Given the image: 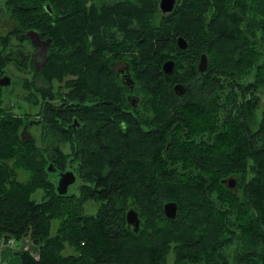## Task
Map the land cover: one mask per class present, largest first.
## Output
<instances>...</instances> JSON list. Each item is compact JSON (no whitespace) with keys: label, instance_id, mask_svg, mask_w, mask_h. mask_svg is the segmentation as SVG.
Listing matches in <instances>:
<instances>
[{"label":"trees","instance_id":"obj_1","mask_svg":"<svg viewBox=\"0 0 264 264\" xmlns=\"http://www.w3.org/2000/svg\"><path fill=\"white\" fill-rule=\"evenodd\" d=\"M8 1L20 23L53 39L49 66H89L83 73L93 100H102L90 110L49 103L27 137V117L20 105L4 103L8 92L0 87V242L29 237L40 249L39 259L19 251L21 264H264V0H180L168 15L158 0H94L92 53L81 61L79 52L54 49L81 39L85 26L75 29L73 16L86 23V0ZM178 35L187 49L178 47ZM4 50L0 44V73L17 64ZM202 53L205 72L198 69ZM167 58L176 63L170 76L161 68ZM119 59L131 66L143 98L144 126L111 69ZM176 82L187 86L184 95L175 93ZM82 84L84 93L89 84ZM30 89L27 115H37L39 92ZM74 116L81 126L73 132ZM68 164L81 183L61 195L48 167ZM87 201L96 209L83 214ZM168 201L179 205L173 219L163 211ZM132 208L138 232L126 220Z\"/></svg>","mask_w":264,"mask_h":264},{"label":"flooded vegetation","instance_id":"obj_2","mask_svg":"<svg viewBox=\"0 0 264 264\" xmlns=\"http://www.w3.org/2000/svg\"><path fill=\"white\" fill-rule=\"evenodd\" d=\"M98 2L104 1L105 3L116 1V0H96ZM158 0V6H159ZM94 0H86V23L81 24L82 18L79 16H73L75 20H79L80 23L74 22L72 26L76 29L78 26L83 27L84 31L80 32L81 39L78 41H71V45L67 46L66 42L58 43L61 49H54L57 55H60L61 52L69 57L76 52H79V56L75 60L81 61L82 56H91L92 53V41L94 36L92 34L93 30V18H92V5ZM180 0H176V4L174 10L176 9L177 5L179 4ZM12 4L8 0H0V44H4L5 50L4 54L8 57L15 56V62L17 64L14 67L20 73V80H13L12 76L8 72L0 73V87L7 88L6 91L9 93L6 102H8L9 106L13 105H20V109L24 110L23 116L27 117V124L24 126L25 128L24 134L26 136H30V126L34 123H40L43 121L47 111L53 108L49 103H57V105H63L62 110H65L67 107L72 105L73 110H77L78 108L82 107L83 105L88 106L87 110H90L93 104H97L96 108H99L102 104V100L96 98L93 100L91 94V77L89 71V66H85L83 64H72L69 68L63 66L61 67L60 64H52L49 66V56L53 52V39L51 37H45L42 33L35 28H27L22 23L16 19V17L12 14ZM14 5V4H13ZM45 11L49 13H53L50 3L44 4ZM55 7H53L54 9ZM173 10V11H174ZM172 11V12H173ZM172 12H164L159 7V13L161 15H168ZM106 26L103 25L102 35H104ZM95 29V27H94ZM179 36L178 35L177 40ZM185 37V36H183ZM186 38V37H185ZM187 39V38H186ZM188 41V40H187ZM178 45V44H177ZM189 46V43H188ZM179 47V46H178ZM180 48V47H179ZM188 48V47H187ZM185 48V49H187ZM181 49V48H180ZM201 56V55H200ZM200 58V57H199ZM174 60L173 58H167L165 61L162 62L161 68L163 70L164 63L168 60ZM199 63V61H198ZM20 64V65H19ZM47 68H51L50 71H46ZM60 69L65 71L70 69L69 72L66 74L59 76ZM83 69L88 70V73H83ZM111 69L114 72V75L118 78V80L125 85H127V92L126 98L127 102L133 107L132 111L134 117L138 122H142L141 126L145 125L146 114L142 113L143 109V98L138 91L135 90V80L131 72V66L124 60H113L111 63ZM165 75H167L164 72ZM22 75V76H21ZM170 76V75H167ZM8 77V78H7ZM131 78L132 81L129 83L128 78ZM10 79L9 84H4L5 81ZM83 81L89 84L87 90L83 93ZM20 84V87L23 90V93L14 92L13 88L11 89L13 84ZM180 82H176L174 86ZM182 83V82H181ZM184 84V83H183ZM34 86L38 89V99H36L38 108H34V111H37V115H27L30 111L28 103L32 104L30 101L32 89L31 86ZM185 85V84H184ZM186 86V85H185ZM174 88V87H173ZM187 88V86H186ZM175 91V89H174ZM15 93V97H17L18 102L16 103L12 100V95L10 93ZM69 94V95H68ZM178 95V94H177ZM47 98V99H45ZM150 118H153V113H149ZM32 122V124H30ZM30 124V125H29ZM70 128L74 131L81 126L80 121L77 119V116L73 117L72 122L69 124ZM124 125V124H123ZM141 129V128H139ZM151 127H149V131H151ZM68 170V169H67ZM70 171H73L76 175V181L78 178V171L77 169L70 168ZM74 183V184H75ZM73 184V185H74ZM72 185V186H73ZM132 227V226H131Z\"/></svg>","mask_w":264,"mask_h":264},{"label":"water","instance_id":"obj_3","mask_svg":"<svg viewBox=\"0 0 264 264\" xmlns=\"http://www.w3.org/2000/svg\"><path fill=\"white\" fill-rule=\"evenodd\" d=\"M175 4H176V0L159 1V7L164 12H172L174 10ZM177 44L181 49H185L188 47V41L183 36L178 37ZM175 66H176L175 61L171 59L164 63L163 70L167 75H172L174 73ZM208 67H209L208 55L206 53H202L199 59L198 69L201 72H205L207 71ZM131 81L132 79L129 77L128 82L130 83ZM9 83H10V79L4 82L5 85ZM174 89H175V93L178 95H184L187 91L186 86L181 82L177 83L174 86ZM48 170L50 172L56 173L58 176V183L56 185L57 192L61 195L68 193L70 186L73 185L76 181L75 173L70 170L64 172L57 171L56 167H54L53 165H50L48 167ZM226 183L230 188H234L237 184V179L235 177H230L226 180ZM163 211L168 218L173 219L177 216L179 212V205L175 201H168L163 205ZM126 220L128 223V227L132 226L136 232L139 231L141 218L139 216L138 211H136L133 208L129 209L126 214Z\"/></svg>","mask_w":264,"mask_h":264},{"label":"rangeland","instance_id":"obj_4","mask_svg":"<svg viewBox=\"0 0 264 264\" xmlns=\"http://www.w3.org/2000/svg\"><path fill=\"white\" fill-rule=\"evenodd\" d=\"M14 63H10V65H8L7 67H5V68H3L2 70L3 71H5V72H8V73H10L11 75H13L12 76V79L13 80H20V73H19V71L14 67ZM1 72V71H0ZM22 76V75H21ZM13 88V90H14V92H18V93H23V90H22V88L20 87V84H17V83H15V84H13L12 85V87H11V89ZM6 89L7 88H2V90H3V92H4V94L7 92L6 91ZM8 93H9V91H8ZM13 97H12V100L13 101H15L16 103H18V104H20V102H18V100H17V97H15V93H10ZM261 98H262V107H264V91L261 93ZM5 101L6 100H4V103H5ZM5 105V104H4ZM3 105V106H4ZM16 106V105H15ZM20 112H23L24 113V110L23 109H20L19 110ZM24 130H25V126H24ZM64 147V146H63ZM65 149V148H64ZM70 168H73L74 169V165H69L68 164V166H67V168L65 169V170H59L60 172H64V171H68ZM68 169V170H67ZM60 172H58V173H60ZM28 172L27 171H25V170H20V171H18V178L20 179V180H25L27 177H28ZM50 177H51V180L54 182V184H56L57 185V183H58V176L56 175V174H51L50 175ZM78 180H77V182L72 186H70V188H69V192L70 193H72L73 191H75V190H78V188H79V186H80V183H81V179H80V177H79V173H78V178H77ZM45 195V192L43 191V190H40V191H37L35 194H34V197L36 198V199H38V200H40L41 198H43V196ZM96 209V205L95 204H93V202L91 201V202H85V206L83 205L82 206V213L83 214H88V213H90V212H94V210ZM58 223H59V220H57V219H54L53 220V223H52V230H53V232L56 230V228H57V225H58ZM5 239H9V238H5ZM16 240V239H15ZM15 240H13V242L15 241ZM26 241H29V245L28 244H26ZM30 241H32L29 237H23L22 239H21V242L18 244V247H19V249H21V250H23V251H27L29 254H31V255H33L34 253H36L35 251H34V249H35V246H30V245H33V243L31 242L30 243ZM12 242V243H13ZM11 243V244H12ZM70 247V246H69ZM69 247L65 250V252H69ZM72 248V247H71ZM73 249V248H72Z\"/></svg>","mask_w":264,"mask_h":264},{"label":"crops","instance_id":"obj_5","mask_svg":"<svg viewBox=\"0 0 264 264\" xmlns=\"http://www.w3.org/2000/svg\"><path fill=\"white\" fill-rule=\"evenodd\" d=\"M20 242H21V240L19 241V240L16 239L12 244L8 243V244H6L4 246H0V264H21L20 256L18 254V252L21 251V249H19V247H18V244ZM31 242L32 241H30V243ZM26 244L29 245V241H26ZM30 246H35L34 251L36 253H34L32 256L35 259H39V257H40V255H39L40 254L39 247L36 246L34 243H33V245H30ZM68 250H69L68 253H71V252H73L74 249L69 247Z\"/></svg>","mask_w":264,"mask_h":264},{"label":"built area","instance_id":"obj_6","mask_svg":"<svg viewBox=\"0 0 264 264\" xmlns=\"http://www.w3.org/2000/svg\"><path fill=\"white\" fill-rule=\"evenodd\" d=\"M14 239H10L9 242H13ZM4 244V243H3Z\"/></svg>","mask_w":264,"mask_h":264}]
</instances>
